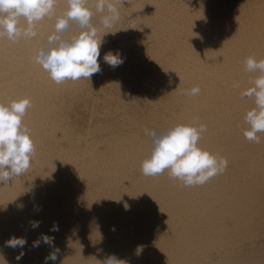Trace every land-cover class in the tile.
Segmentation results:
<instances>
[{
    "label": "bare ground",
    "instance_id": "obj_1",
    "mask_svg": "<svg viewBox=\"0 0 264 264\" xmlns=\"http://www.w3.org/2000/svg\"><path fill=\"white\" fill-rule=\"evenodd\" d=\"M88 5L101 27L94 0ZM118 8L106 30L118 31L104 37L101 72L90 81L58 85L34 59L66 0L37 37L0 38V102L30 98L23 122L36 147L28 171L0 185V264H45L55 248L47 264H100L108 255L123 264H264V142L245 139L254 101L240 95L254 75L244 61L264 59V0ZM79 31L72 25L68 35ZM117 50L124 59L113 68L103 56ZM196 86L199 95H186ZM189 121L207 125L199 143L228 159L226 171L193 187L167 171L144 176L153 147L145 129ZM13 236L27 244L7 247Z\"/></svg>",
    "mask_w": 264,
    "mask_h": 264
},
{
    "label": "clouds",
    "instance_id": "obj_2",
    "mask_svg": "<svg viewBox=\"0 0 264 264\" xmlns=\"http://www.w3.org/2000/svg\"><path fill=\"white\" fill-rule=\"evenodd\" d=\"M124 0H94L95 12L100 13L101 27L92 23L94 12L88 0H66L67 9L57 17L54 30L47 36L46 42L38 49L35 62L46 71L56 84L65 81L91 80L101 72L99 63L100 49L104 37L115 35L118 31H106L120 20L118 5ZM57 0H0V38L7 37L12 43L21 39L37 37V25L46 17L55 13ZM72 25L80 31L68 35ZM119 50L109 51L103 60L113 68L123 63ZM245 71L254 74L250 86L241 93V98L254 101L244 121L248 127L243 135L249 142H264V59L250 55L244 61ZM171 83V81H170ZM234 87H239L234 84ZM198 86L186 95L197 96ZM32 107L30 98L20 97L9 103L0 102V185L8 184L14 177L23 175L31 167L36 153L35 142L23 118ZM207 132V125L199 121L176 123L166 129H145L151 138L152 151L141 164L142 174L155 177L168 172L169 177L182 181L185 187L204 185L217 175L223 174L228 167V159L215 154L200 145L202 135ZM39 226L32 222L33 229ZM51 231H58L54 226ZM43 243L53 245V238L41 237ZM7 247L23 248L27 244L24 237H11L5 242ZM40 240L33 242L38 247ZM59 248L45 257L56 261ZM23 252L16 257L21 259ZM115 255H108L100 264H123Z\"/></svg>",
    "mask_w": 264,
    "mask_h": 264
},
{
    "label": "rangeland",
    "instance_id": "obj_3",
    "mask_svg": "<svg viewBox=\"0 0 264 264\" xmlns=\"http://www.w3.org/2000/svg\"><path fill=\"white\" fill-rule=\"evenodd\" d=\"M126 32V31H125ZM124 31H123V33H125ZM146 42H144V44H145Z\"/></svg>",
    "mask_w": 264,
    "mask_h": 264
}]
</instances>
